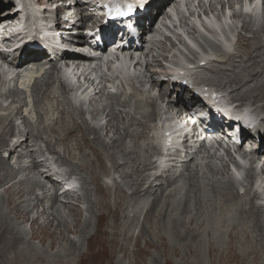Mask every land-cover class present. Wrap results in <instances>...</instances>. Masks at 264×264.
Masks as SVG:
<instances>
[{"label": "bare ground", "instance_id": "bare-ground-1", "mask_svg": "<svg viewBox=\"0 0 264 264\" xmlns=\"http://www.w3.org/2000/svg\"><path fill=\"white\" fill-rule=\"evenodd\" d=\"M6 1L8 2H1L0 0V23L2 25L7 24L10 28L12 26L11 24L16 20H19L22 14L11 13L13 9L16 8V6L13 5V0ZM60 1L66 2V0H38L37 5L35 4V6H37L39 9V12H37L38 15L41 16L48 14V8ZM75 1V6L64 4V8L67 9V11H70L71 9L69 8L72 7V10L76 11V16H73L78 19V23L81 24L82 27L85 26L89 28V22L91 19H96L97 21H99L98 17H96L93 13L89 14V12H92L94 8L99 9L97 3L89 1L88 4H82L77 0ZM172 1L173 0H157L154 4H152L151 8L157 9V15L152 18V21H155V19L160 16L158 22L156 23L158 24L162 17H164L165 15L167 16V14L163 12L164 7L169 5ZM42 9L43 12H41ZM4 18L6 19L2 20ZM145 19L146 16L144 17V19H142V21L144 22ZM8 26L5 27L4 30L7 29ZM141 30V46L137 48V52L144 53L146 57L145 59H148L147 57L151 58L152 62H148L147 71L151 73L153 83L156 84L155 86L160 88L159 101L165 103L169 93V91L167 90V84H158L156 82V77L166 75L168 73L166 67L162 62V60L166 59V56H156L153 54V51H145V46L148 44V42L144 34L150 35V27L146 28L145 26L141 25ZM153 34L154 31L151 32V35ZM263 34V29L255 32H250V29L246 27L244 28V32H241L239 34L238 45L232 52H221L219 47H215L217 53L220 54V59L214 62H209L207 64V67L208 69H210V72L216 77L215 81L217 83H210L211 81L209 82L207 80H203L202 82L206 83L207 86L215 87L220 90H225V88L232 90V92L230 93V100L241 102L242 106H244V103H248L249 105L255 107V112L264 114V95L258 97L264 91ZM8 39L9 37H5L4 40V42L7 44L11 43V41H9ZM92 39L93 42L96 41L95 37H93ZM1 57L8 63V65L16 69H24L32 65L41 66V64L46 63V66L50 71L47 72L34 84L32 90L36 123H32L29 116H27V114L23 111V109L26 107V102L23 98L24 95L18 89H12L9 92L10 97L13 99L12 106H17L16 112H13V114L8 117L0 116V188L5 189V186L8 185L5 184V186H3L4 182H6L7 177L4 178L2 175L12 177L9 185L11 183H13L14 185L4 190V193L6 192V203L12 209L10 210V214L18 216L24 214V216L27 217V219H25V217L23 216L24 218H22V221L17 220V226H19V223H22L30 224L31 229L33 227V232L30 236V239H27L26 237L23 238L15 232L16 223L14 222V220L16 219L13 218V216L9 215L11 219L13 218L12 221L15 224L14 227L12 223L2 215L0 206V264H46L47 260H42V255L40 254V252H38L31 244V242L33 241H38L42 245L50 242L53 244L51 251H54V253H57L58 251L57 254L55 253L57 256L58 254H60V250L55 249V246L59 245L56 244L57 240L60 239H58L57 234L62 235L61 232L57 231V225H59L62 216H64L62 209H70L74 213L76 219H81L83 215L84 211L81 208L82 204L87 205V212L89 209L90 199L87 196H82L85 197V199H83L81 196L76 195V192L74 191L64 190L65 181L70 175L77 176L84 183L86 175L89 174L90 176H92V179H94L97 189L102 188V190L105 191L106 188L102 184L101 176L96 174V170H100L102 172H107V170H110V174H118L119 176H116L115 182L113 183V186H115V189L117 191V205L119 207V209L117 210H120V208L123 206V199L125 198V195L130 194L131 199L134 202H143L144 206H142V209L139 212V216L137 218L138 221L142 217L143 223L147 220L150 212L154 210V206L158 205L160 197L171 195L173 194L172 192H175L179 196L181 195L182 189L180 188V186H178V180L185 179L188 184L189 182L190 184L191 182L193 183V180L198 181V176L200 174L201 168H199V164L195 163V156L197 154H200L202 150H206V145L204 142L191 143V141L189 140L185 143L181 151H176L170 156L168 161L169 164L161 174L155 176L151 172L149 175H146V172L155 170L154 163L150 160L149 156L153 152L158 150L152 139L151 142H148V144H146L149 139V135L153 130V128H151V124L159 115L156 100L150 97H147L146 100H144L143 98H137L135 100L134 106L135 113L131 115L129 112L123 109L126 108V106L136 98L135 96L130 97L126 101H122V99L117 95H108V99L111 101V104L102 105V109H99V104L102 103L101 99L105 97V94H100L99 96H97V98L92 99L90 101V107L92 109L93 117L96 118L101 113H104V115H106V133L102 134L101 128L99 126L92 124L86 120V118L84 117V110L81 108H77L72 104L67 96L64 87L59 90V92H56V89L54 87L59 62H89V59L86 56L79 53L74 54L66 52L59 60H49V56L46 52H37L25 47L22 50H15L10 54H3L1 55ZM137 67L140 66L138 65ZM209 83L211 85H209ZM44 86H46L45 90ZM259 103L260 105H258ZM182 105L185 106V103H183ZM167 106L170 109H173L177 106V104L169 101ZM145 107L148 108L147 111L144 110ZM178 108L180 107L178 106ZM185 108L188 109V107ZM14 119L20 121L21 125L24 127V131L16 130ZM120 119L123 122L122 125L124 126L122 132L118 130V126L117 124H115V122ZM130 126H136L141 130L138 129L136 130V132H131ZM116 134H118V137L115 138ZM150 137H152V135H150ZM168 138L169 137H166L164 139L165 143H167ZM262 139L264 140V136L262 137ZM128 140L133 144L132 148L127 146ZM123 141L124 143L122 144V148L119 145ZM32 143L35 144V147H37V144L43 143L45 145V151L53 154L58 162L67 165L69 167V172L65 174H61L58 172L53 174L51 170L40 172L39 170L42 167L46 168V165L38 162V159L42 158L45 152L42 148H39L34 153H30L29 148ZM143 143L146 145H144ZM56 146L64 147L63 155L57 150ZM244 148L245 147L238 149L239 152L243 155L246 154ZM19 149L20 151H18ZM112 149L119 152L122 155V158L120 159L116 153L112 152ZM6 150H11L13 153L18 151L17 153L19 154V157L17 167L11 166V164L4 157V153ZM73 150L75 151L74 154ZM228 156L232 157L231 154H228ZM25 160H30V164H28V162H26ZM75 160H78V162L74 163ZM207 165L210 171L214 173L215 169L210 166L209 163ZM225 167L226 166H224V169ZM27 170H30V174L35 171L37 173V176H45L47 181L52 184V187L45 190L46 185H43L38 181H34L32 188H24L23 180L17 181V179L18 174L25 173L27 172ZM251 175L252 174H250L249 176ZM54 177H60V182H54ZM118 179H120L121 182L118 181ZM122 182H125L130 186V193L128 191L125 192L124 189H122L123 187L120 184ZM16 185L20 186L24 190H17ZM199 188L202 187L199 186ZM36 189L44 193H42V195L40 196L36 194ZM189 190L190 187L188 189V192ZM229 190H231V193L235 197L241 199V201L235 200V205H241L243 211L245 210L248 212L246 219L250 220V217H253L252 219L255 218L254 222L256 221L254 225H257L259 223L262 225V227H264V191L260 196L251 197L250 195H248L245 196L244 199H242L236 188V193L235 190L234 192H232V189ZM59 192L61 193V195L59 194ZM188 192L183 195L185 198L188 197ZM226 194L227 196L231 197V194H228V192ZM28 196H34L35 198L34 200H32V204L26 205ZM109 196L110 193L101 195V201H108ZM17 197L18 200H21V202L24 204L22 207L17 205ZM59 197H63L66 200V203L60 205ZM258 197L262 201L261 204H258L255 201ZM162 198H160V201ZM147 201L148 204H145ZM12 205L13 207H11ZM25 206L26 208L23 209V207ZM31 207L33 208V210H37L35 216L31 215ZM108 207L109 206H107L105 202L104 204H101V209L103 210L101 214H103L108 209ZM150 208L152 209L150 210ZM181 210L183 209L181 208ZM226 211H229L230 213L234 210L233 207L228 206ZM243 211H241V214L246 213L245 211ZM7 212L9 214L8 208ZM110 215L111 213H107L106 218H101L98 226L103 224L106 219L110 217H112V219H114V222L119 225V219L121 220L120 213H116V217ZM127 217L134 218L135 215L133 214V211L129 212ZM128 218H126V220L132 222V220ZM24 219L26 221H24ZM47 222H49V224H47ZM86 222V228H88L89 220H86ZM177 222L175 224H177ZM41 226H43L44 228L42 229ZM80 228L81 227L79 226V229ZM44 229H47V231H45ZM142 231V227H140L137 234L133 232V234L131 235V240L134 242V245L136 243L135 241L139 243ZM105 233L108 234L107 232H100L101 235ZM116 235L118 234H114L113 236L115 237ZM187 236L190 235L187 234ZM70 245L75 250L78 249L76 248V246H74V242H71ZM50 246L51 245H49V247ZM103 249L105 248L103 247ZM44 253H46L47 255V252ZM126 253H128V248L124 250L125 255ZM246 254H248V251ZM252 254L253 252L250 254V256ZM67 258L66 261H68ZM61 260L64 261L63 259ZM54 261H52V263H48L54 264ZM66 264H73V262L68 261V263Z\"/></svg>", "mask_w": 264, "mask_h": 264}, {"label": "rangeland", "instance_id": "rangeland-1", "mask_svg": "<svg viewBox=\"0 0 264 264\" xmlns=\"http://www.w3.org/2000/svg\"><path fill=\"white\" fill-rule=\"evenodd\" d=\"M77 1L83 4V2H88L89 0ZM70 2H73V0H71ZM180 21L184 22L187 21V19L181 16ZM213 77L214 75L207 71V69H201L200 72H198L196 75L197 79L199 78L209 81ZM45 88L46 86H44V90ZM170 89L173 92H175L176 90L175 86H171ZM225 91V95L230 99V93L232 92V90L225 88ZM263 95L264 91L258 97H261ZM261 116L263 117L264 114H261ZM115 124H117L118 130L122 132L124 126L122 125L123 122L121 121V119L117 120ZM17 125L20 126V129L24 130V127L20 125V122H18ZM136 130H138L137 127L130 128L131 132H134ZM153 136L154 133L152 134V137ZM116 137H118V134L115 135V138ZM123 143L124 141L119 145L122 148ZM31 146L32 147L29 148V151L31 153L41 147L45 150V145L43 143H39L37 147H33L32 144ZM127 146L132 148L133 144H130V142L128 141ZM56 148L62 155L64 154V147L56 146ZM74 152L75 151L73 150V154ZM112 152L116 153L120 159L122 158V155L116 150L112 149ZM13 155L14 154H11L7 157V155L4 154L7 160H9L11 166L17 167V154H15L14 156ZM38 161L43 163V165L44 161H47L45 165L54 169V166L56 164V157L52 154H49L48 152H45L44 157L39 158ZM77 162L78 160L74 161V163ZM211 165L216 170L223 167L222 162H213ZM57 166L60 167L61 165ZM63 167L64 169L69 168L67 165ZM47 170L48 169L42 167L39 171L43 172ZM216 170L214 172L215 175L217 173ZM96 174L100 175L101 177L102 175H105L109 178L110 170H107V172L96 170ZM2 176L4 178L7 177L6 182H4L3 184V186H5V184H8L7 186H5V189L14 185L13 183L9 185L12 177L6 175ZM20 180H23L24 188L27 189L32 188L34 181H38L41 184L46 185L45 190L49 189L48 185H51L47 182V179L44 176H37V173L35 171L30 174V170H27V172L20 174L17 181ZM208 181L211 182V184L209 185L211 187V198L209 194L210 187L208 186ZM79 184L81 186V191H78V194L82 197L86 193L85 196L90 199L89 209L85 214L83 212L82 217L80 216L81 219H76L74 213L70 209H62L64 216H62L59 225H57V231L61 232L62 235L57 234L58 239L60 238L61 240H57L56 244L59 245L55 246V249L60 250V254H58L57 256L56 254L58 253V251L57 253L55 252L56 254L54 253V251H51L53 244L50 242H47L44 245H42L38 241L31 242L35 249L42 255V260H47L46 264L52 263V261L54 260V264H66L68 263V261H72L73 264H264V227H262V225L259 223L257 225H254L256 221L254 222L255 218L252 219L253 217H250V220L246 219L248 213L247 211L244 210L246 213L241 214V211H243L242 206L235 205V200L241 201V199L235 197L231 193V190H229L232 189V192H234L235 186L230 182H221L218 176H213L210 169L206 166L201 169L198 181L193 180V183L191 182V184L189 182L188 187L186 181H180V187L184 194L187 193L190 187L188 197L185 198L182 193L179 196L175 192H172L173 194L166 197H160L162 198L161 201L159 198L158 205L154 206V210L150 212L147 220L144 223L142 221V218L139 219L140 221H137L139 212L141 211L143 206V202H134L131 199L130 194L125 195V198L123 199V206L120 208V210H117L119 209V207L117 205L118 200L116 196L117 191L115 189V186L109 187L104 185L106 188L105 191L102 190V188L97 189L94 179H92V176H90L89 174L86 175L85 182L83 183V181L79 180ZM102 184L104 183L102 182ZM120 184L125 192L126 187L130 190V186L127 183L122 182ZM199 186L202 188H199ZM93 187V190L90 189ZM5 189L0 188V206L2 215L6 217L14 227V222L16 223V233H18L23 238L26 237L27 239H30V236L33 232V227L31 229L30 224L22 223H19V226H17V220L22 221V218L25 217V219H27V217L24 216V214L19 216L10 214V210L12 209L6 203V192L4 193ZM16 189L19 191L24 190L18 185H16ZM35 192L40 196L42 195V193H44L37 189ZM227 192L228 194H231V197L227 196ZM106 193H110L108 201H101V195H104ZM93 195L95 196V198L92 199ZM204 196L206 198H204ZM34 198V196H28L26 205L32 204V200H34ZM82 198L85 199V197ZM205 199L209 200L206 201ZM16 200H18V197L16 198ZM104 202L109 207L103 214H101L103 212V210L101 209V204H104ZM16 203L21 207L24 205L21 200L16 201ZM63 203H66V200L61 197L59 200V204L61 205ZM228 206L233 207L234 211L230 213L229 211H226ZM11 207H13V205ZM7 208L9 210V214L7 212ZM25 208L26 206L23 207V209ZM181 208L183 210H181ZM151 209L152 208H150V210ZM30 210H32V216H35L37 210H33L32 207L30 208ZM132 211L135 217L128 218V213ZM118 212L121 216V220L119 219V225L114 222V219H112V217H110L106 219L103 224L98 226L100 219L106 218L107 213H111L110 216L116 217L115 215ZM9 215L13 216V218H15L16 220H14L13 222V218L11 219ZM126 218L131 219L132 222H129L128 220H126ZM25 219L24 221H26ZM86 220H89L88 228H86ZM176 222L177 224H175ZM47 224H49V222H47ZM79 226L81 227L80 229ZM140 226L143 230L140 235L141 238L139 240V243L134 240L136 242L134 245V242L131 240V235L133 234V231L134 233H138ZM132 227L134 228V230ZM41 228L43 229L44 227L41 226ZM44 230L47 231V229ZM100 232H107L108 234L105 233L101 235ZM180 233H182L183 235ZM114 234H118L115 236L116 238L113 236ZM187 234L190 236H187ZM71 242H74V246H76V248L78 249L75 250L73 247H71ZM49 245L51 246L49 247ZM102 246L105 249H103ZM126 248H128V253H126L125 255L124 250ZM247 251L248 254H246ZM249 251L251 253L253 252L251 256V253ZM44 252H47V255ZM65 257H68V261H66ZM61 259H63L64 261H62ZM168 259L170 262L168 261Z\"/></svg>", "mask_w": 264, "mask_h": 264}, {"label": "snow or ice", "instance_id": "snow-or-ice-1", "mask_svg": "<svg viewBox=\"0 0 264 264\" xmlns=\"http://www.w3.org/2000/svg\"><path fill=\"white\" fill-rule=\"evenodd\" d=\"M139 7H143V5H140ZM138 10L137 6L132 3H128L125 8H121L120 5H117L116 8L114 9L115 15L117 17H126L129 16L130 14L136 12ZM109 11H113L112 9H109Z\"/></svg>", "mask_w": 264, "mask_h": 264}]
</instances>
